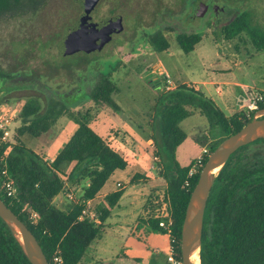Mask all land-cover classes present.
Wrapping results in <instances>:
<instances>
[{
	"label": "rangeland",
	"instance_id": "1",
	"mask_svg": "<svg viewBox=\"0 0 264 264\" xmlns=\"http://www.w3.org/2000/svg\"><path fill=\"white\" fill-rule=\"evenodd\" d=\"M243 12L250 13L252 28L264 30V0H103L93 11L92 21L97 23L120 16V25L100 48L79 54L64 52L68 27L82 13L76 0H46L34 12L0 17V81L3 73L26 75L13 76L4 83L24 89L10 95L7 110L17 118L21 106L30 98L38 99L44 107L48 103L61 107L62 103L65 110L62 115L58 114L48 131L37 137L25 135L27 146L52 162L77 128L75 119L89 113L90 125L123 156L137 163L111 178L109 183L113 182L108 192L124 190L120 206L114 207L102 236L92 244L82 264H166L161 252L151 250L143 241H148L145 237L153 235L152 232H142L143 242L134 243L142 249V252L136 250L138 255H145L146 249L157 251V258L149 259V263L142 262L145 256H141L142 260H128V250L124 248L128 226L135 227L142 209L157 205L166 189L162 173L169 159L162 161L154 155L158 98L184 80L196 85L204 94H216V84H209V91L202 82L222 79L216 70L228 63L225 57L248 58L249 49L255 50L247 31L241 38L231 40L225 39L222 33L223 27ZM159 26L170 47L160 53L162 67L158 71L165 70L169 81L155 92L144 81L147 69L157 63L151 46L145 42V33ZM180 32H198L203 38L192 52L185 53L177 41ZM231 65L233 70L227 74L231 80L249 81L254 77L264 88V51ZM247 69L251 70L248 74ZM105 78H110L119 89L113 93L115 104L97 103L92 97ZM233 89L228 104H220L226 116L233 114L232 107L235 113L247 112V107L240 104V98L247 96L246 91L235 85ZM255 92L264 93L261 90L252 93ZM182 127L188 136L173 155V161L181 166L196 161L226 135L223 126L212 125L198 112L188 116ZM244 153L248 161L264 160V141L249 144ZM74 166L75 162L64 167L65 189L54 198L57 205H63L67 198L73 199L69 195L74 199L82 196L79 184L69 177ZM137 171L144 177L133 187L132 176L128 174ZM129 191L133 192L131 197H128ZM85 208H88L87 217L96 211L92 202L90 207L86 203Z\"/></svg>",
	"mask_w": 264,
	"mask_h": 264
},
{
	"label": "trees",
	"instance_id": "2",
	"mask_svg": "<svg viewBox=\"0 0 264 264\" xmlns=\"http://www.w3.org/2000/svg\"><path fill=\"white\" fill-rule=\"evenodd\" d=\"M45 2L0 0V17L34 12ZM246 31L253 48L264 51V30L251 27L249 12L233 18L223 27L222 33L225 39L231 40L238 36L241 38ZM202 38L198 32L177 34V41L185 53L192 52ZM151 43L158 51H167L170 47L169 40L161 31L153 35ZM118 91L117 85L110 78H105L92 97L97 103L115 104L113 93ZM4 100L1 96L0 103ZM158 102L154 155L162 161L169 159L162 173L166 189L161 201H155L157 205L142 209L132 233L140 241L142 232L168 235L176 256L182 259V225L201 169L210 153L227 136L252 120L255 111L226 116L212 98L186 83L169 89L158 98ZM60 104L61 107L48 103L44 107L38 99L30 98L21 106L17 115L20 124L12 137L13 142L0 144V196L35 234L50 264H58L55 257H61L62 264H82L87 251L102 236L114 207L124 194L123 189L108 192L113 181L109 182L118 171L126 170L132 161L90 125L89 113L75 119L77 128L52 162L28 147L25 135L37 137L48 131L58 114L65 112L63 104ZM262 108L264 98L258 105V109ZM196 112L204 114L212 125L223 126L226 135L204 153L202 165L190 176L195 161L181 166L173 161V155L187 138L181 122ZM261 141L264 138L252 143ZM249 144L230 156L211 189L204 218L201 264H264V160H247L244 149ZM73 162L75 166L69 177L79 184L82 196L80 199L67 198L63 205H57L53 200L65 189L64 167ZM142 176L135 175L131 184ZM9 180L17 186V196L7 194L5 183ZM88 200L96 210L95 218H81ZM33 212L38 213L36 221L31 217ZM169 219L173 221L171 226H160V221ZM143 241L147 242L146 239ZM0 264H32L20 240L1 217Z\"/></svg>",
	"mask_w": 264,
	"mask_h": 264
},
{
	"label": "water",
	"instance_id": "3",
	"mask_svg": "<svg viewBox=\"0 0 264 264\" xmlns=\"http://www.w3.org/2000/svg\"><path fill=\"white\" fill-rule=\"evenodd\" d=\"M82 8V14L68 27L69 33L65 42V53L74 54L81 50H91L99 38L103 42L110 39L108 33L120 25V16L109 17L106 20L94 23L92 12L100 0H76ZM264 138V108L259 109L252 120L240 130L227 136L208 156L203 165L198 181L192 190L188 201L184 222L182 225L181 254L183 264H201L191 259V254L198 250L200 257L201 242L204 229V218L207 201L211 189L219 174L214 168L220 165V170L240 147ZM0 217L16 236L32 264H50L43 248L19 216L4 202L0 196ZM25 236L26 240H22Z\"/></svg>",
	"mask_w": 264,
	"mask_h": 264
},
{
	"label": "crops",
	"instance_id": "4",
	"mask_svg": "<svg viewBox=\"0 0 264 264\" xmlns=\"http://www.w3.org/2000/svg\"><path fill=\"white\" fill-rule=\"evenodd\" d=\"M259 52H262V51H257V50H252V49H249V56H248V58H246V57H239V56H232V57H230V56H228V57H225L226 58V61L228 62V63H226L225 65H223L221 68H219V69H217L216 70V72L218 73V74H221V80H219V81H211V82H209V81H203L202 82V84L207 88V86L209 85V84H216V86H215V90H216V94L215 93H213V92H209V93H205V95H207L208 97H210V98H212L216 103H217V105L220 107V104H222V103H225V104H228V96L229 95H231V94H234V89H233V85H235V86H237V87H239V88H241V90H244V91H246V97H241L240 98V104L241 105H245L246 106V102H247V99H248V97H249V95L250 94H252V92L253 91H263L264 92V88H261L260 86H259V84L256 82L257 80L254 78V77H252V79H250L249 81H240V80H231L228 76H227V74H229V73H231L232 72V70H233V67H232V65H231V63L233 62L234 63V65H235V63L236 64H239L240 62H245L246 61V59H249L250 57H253L255 54H258ZM251 70L250 69H247L246 70V74H248L249 72H250ZM181 83H186V84H192L191 82H189V81H186V80H184V81H182V82H179L178 84H181ZM177 84V85H178ZM176 85V86H177ZM194 85V84H193ZM194 86H196V85H194ZM196 88H198L197 86H196ZM209 91H210V89L209 88H207ZM221 108V107H220ZM222 109V108H221ZM241 109V108H240ZM231 110L233 111V114H235V111H234V109H233V107L231 108ZM198 113H200V112H198ZM232 114V115H233ZM229 116H231V115H229ZM186 119V118H185ZM184 119V120H185ZM183 120V121H184ZM183 121L181 122V126H182V123H183ZM183 128V127H182ZM185 130V129H184ZM188 136V135H187ZM137 163L136 162H133L132 161V163L131 164H129V166H128V168H130V167H132V166H134V165H136ZM153 166V165H152ZM127 168V169H128ZM126 169V170H127ZM126 170H124V171H126ZM120 172L121 171H118L116 174H120ZM115 174V175H116ZM137 174H141V171H137V172H135V173H133V174H128V176H132V178L135 176V175H137ZM143 174V173H142ZM143 177V176H142ZM143 179V178H142ZM141 179V180H142ZM137 183V182H136ZM135 185L133 184V187H134ZM131 194H133V192L132 191H129L128 192V197H131ZM91 201V200H90ZM132 202H135V200L133 199V201ZM132 204V203H131ZM118 207L120 206V203H118V205H117ZM140 212V211H139ZM132 214V213H131ZM133 214H136L135 212L133 213ZM139 214V213H138ZM137 216V215H136ZM133 228V227H132ZM148 238V241H147V243H145V244H147V245H149L150 246V248H151V250L152 249H157V250H159V252H161V253H163V254H165V252L167 251V248H168V245H169V243H170V241H169V236L168 235H165V234H162V233H160V232H157V233H153V235H150V236H148L147 237ZM137 242H142V241H140V240H138V238H137V236L135 235V234H133L132 233V229H131V227H129L128 226V241H127V239H126V241H125V243H124V248H126V252H127V250H128V260H131V259H140V260H142V258H144V257H141V256H145V259H143L142 260V262H146V261H148V263H149V259H152L153 257H156V255H157V251H155V250H153V251H151V250H145V255H143V254H141V255H138L137 254V247L135 246V244H137ZM128 243V244H127ZM135 243V244H134ZM140 250H142L141 248L140 249H138V252H142V251H140ZM165 257V256H164Z\"/></svg>",
	"mask_w": 264,
	"mask_h": 264
},
{
	"label": "built area",
	"instance_id": "5",
	"mask_svg": "<svg viewBox=\"0 0 264 264\" xmlns=\"http://www.w3.org/2000/svg\"><path fill=\"white\" fill-rule=\"evenodd\" d=\"M264 98V93L255 92L249 95L246 107L247 111H255V113L259 110L258 105L260 101ZM255 115V114H254ZM17 118L16 115L13 114V112H10L7 110V108L0 107V144H4L7 142H13L12 137L15 134V129L17 127ZM203 163V156H199L198 159L194 162L191 170H190V176L193 175L196 171V169L201 166ZM6 192L9 196H17L18 189L17 186L14 184V181L9 180L6 183ZM70 198L72 195H69ZM88 204V207L91 206V201L88 200L86 202ZM87 209L85 208L83 210L81 218H84L87 216ZM90 218H95L97 216L96 211L91 212ZM31 217L34 219V221L38 218V213L33 212ZM173 221L169 219L168 221L162 220L160 221V226L164 228H168L171 226ZM165 260L166 264H183L182 259H179L176 254L173 246L171 243H169L167 251L165 252ZM55 261L58 264H62V258L61 257H55Z\"/></svg>",
	"mask_w": 264,
	"mask_h": 264
},
{
	"label": "flooded vegetation",
	"instance_id": "6",
	"mask_svg": "<svg viewBox=\"0 0 264 264\" xmlns=\"http://www.w3.org/2000/svg\"><path fill=\"white\" fill-rule=\"evenodd\" d=\"M103 1V0H100V2ZM99 2V3H100ZM98 3V4H99ZM83 12V10H82ZM93 13V12H92ZM82 14V13H81ZM77 20V19H76ZM75 20V21H76ZM74 21V22H75ZM73 22V23H74ZM72 23V24H73ZM98 23V22H97ZM114 30V29H112ZM112 30L110 31V33H108L107 37L108 36H112L111 35V32ZM160 31L162 32V26H159L157 28H155L154 31H152L151 33L149 34H146L145 33V42L147 44H149L152 48V53H153V57H156L157 59V63L153 64L152 68H148L147 69V76L144 78V81L151 87V89H153V91H157V88L161 87L164 85L165 82H168L169 81V76H168V73L163 70V71H158L161 67H162V63H161V59H160V53L163 52V51H158L155 49V47H153L152 43H151V39L153 38V35L155 34H159ZM68 33H69V29H68ZM162 34L165 36V34L162 32ZM103 38H99L95 44H94V47L91 48V50H95L96 48H100L101 47V44H104L105 42H103ZM91 50H81L79 52H76V53H86L88 51H91ZM155 65H157V68L155 67ZM3 73L2 75V80L0 81V97H4V101L2 103H0V107H3V108H6L5 106L7 105V102L10 100V95L13 93V92H17V91H21V90H24L23 88L22 89H15L14 87L11 86V84L9 83L8 84H4L6 83V80H8V78L10 79H13V76L15 77H20V76H24L26 77L25 74L21 73V72H16L15 74H5ZM26 82V80H24ZM28 82V81H27ZM22 83V82H21ZM75 91V89H74ZM73 92V91H71ZM12 97H15V96H12ZM17 98V96L15 97ZM8 109V108H7Z\"/></svg>",
	"mask_w": 264,
	"mask_h": 264
},
{
	"label": "bare ground",
	"instance_id": "7",
	"mask_svg": "<svg viewBox=\"0 0 264 264\" xmlns=\"http://www.w3.org/2000/svg\"><path fill=\"white\" fill-rule=\"evenodd\" d=\"M220 165L216 166L214 168V171L215 173H218L220 171ZM22 240H26L25 236H22ZM191 259L196 262V263H199L200 262V257H199V252L198 250L194 251L192 254H191Z\"/></svg>",
	"mask_w": 264,
	"mask_h": 264
}]
</instances>
